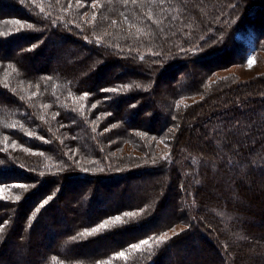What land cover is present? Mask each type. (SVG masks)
Here are the masks:
<instances>
[{"label":"trees","instance_id":"1","mask_svg":"<svg viewBox=\"0 0 264 264\" xmlns=\"http://www.w3.org/2000/svg\"><path fill=\"white\" fill-rule=\"evenodd\" d=\"M250 52L264 0H0V264H264Z\"/></svg>","mask_w":264,"mask_h":264},{"label":"rangeland","instance_id":"2","mask_svg":"<svg viewBox=\"0 0 264 264\" xmlns=\"http://www.w3.org/2000/svg\"><path fill=\"white\" fill-rule=\"evenodd\" d=\"M251 59V66L249 65V60ZM243 66L237 65L232 66L224 70L217 72L215 77H221L225 75H236L240 83H244L249 80L253 75L263 72L264 73V54L260 55L259 58L255 57L253 54L248 55L245 64ZM111 194V193H110ZM4 195V192L0 189V196Z\"/></svg>","mask_w":264,"mask_h":264},{"label":"snow or ice","instance_id":"3","mask_svg":"<svg viewBox=\"0 0 264 264\" xmlns=\"http://www.w3.org/2000/svg\"><path fill=\"white\" fill-rule=\"evenodd\" d=\"M133 2H135V0H133ZM14 23H19V21H16V22H14ZM22 27H23V25H22ZM28 27H31V25H28ZM251 63H252V61H251V59H250V60H249V65H250V66H251ZM110 91H114V89H111ZM18 187H24V186H22V185H18ZM17 198H18V197H17ZM119 219H120L119 217L116 218L117 221H119ZM0 227H2V226H0ZM104 227H106V225H100L98 229H94L93 231H98L100 228H104ZM88 234H91V233H88ZM81 235H83V234H81ZM73 239H75V237H73ZM163 239H164L163 237L160 238V242H161V243L163 242ZM148 244H149V241H148V240H145V241H141L140 244H138V245H132L131 247H132L133 249L140 250L142 245H148ZM119 255H120L121 257H124V256H125L124 253H120Z\"/></svg>","mask_w":264,"mask_h":264}]
</instances>
